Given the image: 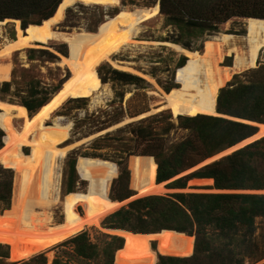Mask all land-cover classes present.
I'll return each instance as SVG.
<instances>
[{
	"label": "rangeland",
	"instance_id": "obj_1",
	"mask_svg": "<svg viewBox=\"0 0 264 264\" xmlns=\"http://www.w3.org/2000/svg\"><path fill=\"white\" fill-rule=\"evenodd\" d=\"M155 4H159V1L64 0L52 18L39 26L29 25L22 32L26 49L14 51L0 60V64L8 66L10 71L9 80L0 82V101L21 105L22 101L33 98L45 104L34 112L27 111L29 120L39 116L27 135L28 140L34 142L39 137L65 150L55 159L59 199L50 211L48 231L51 235L41 241V250L35 256L24 261H12L9 257V240L13 236L0 232V246L8 255L0 264H40L42 261L44 264H104L103 250L113 237H123L128 244L133 234L128 231L111 232L107 229L109 217L120 209L128 208L133 201L145 198L138 196L143 191L142 182L137 194L132 188L135 189L138 180H143L144 165L150 163L148 159L153 154L166 156L176 145L192 136L191 130L182 121L184 117L174 118L168 110H158L164 104V95L180 86L175 81L176 72L182 62L186 64L187 57L178 48L203 55L205 42H214L227 35L231 37L229 47L235 48L241 55L247 53L246 18L227 21L219 26L217 33L196 35L192 30L171 24L160 9L157 16L149 17ZM134 28L137 32L132 30ZM113 35H124L126 45L111 42ZM15 38L14 22L0 25V49ZM62 58H66L71 68L80 74L78 79H73L72 71L62 62ZM234 60L235 53L230 54L225 48L218 62L219 69L232 67ZM115 63L128 65L131 71L115 68ZM255 66L233 73L220 90L264 81V49L258 54ZM114 72L133 76L138 81H128ZM4 83L9 84L7 93L2 91ZM149 112L154 113L148 115ZM3 120L7 119L1 112L0 129ZM56 120L68 124L66 139L38 133L39 128L51 125ZM8 122L12 123L16 140L22 133L23 120L13 117ZM145 129L152 137H140L137 132ZM254 129L256 132L257 129ZM29 149L32 150L31 156H22L27 155ZM10 155L14 156L12 167L5 163ZM19 160H28L33 164L34 149L28 146L11 148L3 157L0 167L12 171L13 183L15 165ZM72 161L75 162L74 192L67 194ZM192 171L193 168L168 180V185L164 184L163 187L165 192L153 196L168 197L180 193L264 195L263 190H218L213 180L211 183L204 179L191 180L184 189L170 186L172 180ZM93 186L98 190L100 202L110 204L101 212L99 208L98 213L91 215L94 206H90V192ZM124 195L129 197L115 201L116 197ZM115 205L118 206L112 212L102 216L104 211ZM6 211L0 214V221L4 224L15 221L14 217L4 216ZM88 217H95L96 224H84V219L89 220ZM83 233L87 241L97 248L98 256L95 259L86 260L76 254V244L71 240ZM210 235L212 245L220 246L222 241L217 242L214 233ZM239 236H236L233 248H242L246 253L243 264H264V217L255 218L251 242L240 247ZM195 238V235L188 238L189 251ZM22 239L32 243L36 241L31 234ZM152 244L155 249V243ZM147 254L154 264H160L159 256L153 250L148 249Z\"/></svg>",
	"mask_w": 264,
	"mask_h": 264
},
{
	"label": "trees",
	"instance_id": "obj_2",
	"mask_svg": "<svg viewBox=\"0 0 264 264\" xmlns=\"http://www.w3.org/2000/svg\"><path fill=\"white\" fill-rule=\"evenodd\" d=\"M159 9L168 21L181 29L192 30L196 35L217 33L219 26L233 18L264 20V0H158ZM61 0H0V22L6 19L21 22V28L39 26L54 14ZM185 46V45H184ZM187 46H185L186 48ZM189 48V47H188ZM184 63L180 65L183 67ZM128 81H138L130 75L114 72ZM9 84L2 91L7 93ZM45 104L33 98L21 106L34 112ZM218 113L254 123L264 122V81L220 90L216 100ZM1 114V112H0ZM192 136L176 145L168 155L153 154L148 161L157 166L156 183H163L194 168L208 158L251 137L253 126L221 117L196 116L182 120ZM149 131L139 130L140 137ZM12 123L1 122L0 149L15 139ZM22 155L25 158L31 156ZM7 166H14V156H8ZM70 182L67 194L74 192L75 162L70 164ZM213 180L218 190L264 191V138L231 156L200 170L177 178L170 184L184 189L191 180ZM137 181L133 192H140ZM13 175L10 169L0 167V214L10 208ZM91 215L100 212L110 203H101L96 187L91 188ZM129 196L116 197L122 201ZM112 204H115L114 202ZM99 212V213H100ZM264 217V195L250 194H175L168 197H145L133 201L128 208L120 209L109 217L107 229L111 232L128 231L133 238L126 243L123 237H113L103 250L104 264H154L147 250L159 256L160 264H243L246 253L233 248L240 235L241 246L251 242L256 217ZM103 219V218H102ZM101 219V220H102ZM210 233L217 236L220 246L212 245ZM195 235L192 249L188 238ZM76 254L86 260L98 256L96 246L87 241L85 233L71 240ZM224 242V243H223ZM155 243V249L152 247ZM194 247V252H193ZM0 246L3 263L8 255ZM193 252V254H192ZM212 262V263H211ZM42 261L40 264H44Z\"/></svg>",
	"mask_w": 264,
	"mask_h": 264
},
{
	"label": "bare ground",
	"instance_id": "obj_3",
	"mask_svg": "<svg viewBox=\"0 0 264 264\" xmlns=\"http://www.w3.org/2000/svg\"><path fill=\"white\" fill-rule=\"evenodd\" d=\"M158 14L159 5L155 4L149 17H155ZM14 23L16 38L0 49V60L9 57L14 51L27 47L22 39L23 31L19 27V22L15 21ZM132 30L137 32L136 28ZM230 39L231 37L223 35L215 39L214 42H205L203 55L178 48L187 57L186 64L176 72V81L180 86L168 94L164 93V104L158 110L166 109L174 118H194L199 115L214 116L217 94L224 87L225 82L229 81L232 74H236L239 70L256 67L258 54L264 49V20L247 19L248 51L245 55H241L235 48L229 47L231 46ZM112 41H117L122 45L127 43L124 35H113ZM225 48H228L230 54L235 53V60L232 67L220 70L218 62L221 60ZM62 60L72 71L73 79H78L80 74L71 68L66 58H62ZM113 66L123 71H131L127 67L128 65L115 63ZM9 78L8 66L0 64V82L8 81ZM0 111L8 121L13 117L23 120V130L19 137L0 150V162L11 148L28 146L35 151L33 164L28 160H19L15 165L12 204L9 210L4 213L5 217H14L15 221L8 224L0 221V232L13 236L9 240L10 259L24 261L39 253L42 246L41 241L51 235L48 231V224L51 221L50 211L59 199V177L56 172L58 168L55 166V159L63 155L65 150L59 149L58 144L43 141L39 137L34 142L28 140L27 135L35 126V121L39 116L29 120L27 110L23 106L0 101ZM68 130V124H62L56 120L51 125L39 128L38 133H47L66 139ZM259 134L264 136V125L260 127ZM156 170L157 166L153 163L144 165L143 191L138 196L161 195L165 192L164 184L155 182ZM207 181L212 183V180L208 179ZM117 206L104 211L102 216L112 212ZM85 219L83 222L87 226L96 224L95 217H88L89 220ZM30 234L36 237V241L33 243L22 239Z\"/></svg>",
	"mask_w": 264,
	"mask_h": 264
},
{
	"label": "water",
	"instance_id": "obj_4",
	"mask_svg": "<svg viewBox=\"0 0 264 264\" xmlns=\"http://www.w3.org/2000/svg\"><path fill=\"white\" fill-rule=\"evenodd\" d=\"M63 1H64V0H61L60 4H59L58 7L56 8V10H55L54 14L52 15V17L56 14V12L58 11V9H59V7L61 6V4L63 3ZM158 5H159V4H158ZM69 8H70V7H69ZM67 9H68V8H66V10H67ZM52 17H50V18H52ZM50 18H49V19H50ZM49 19H48V20H49ZM249 19H251V18H249ZM258 20H260V19H258ZM4 21H6L5 23H8V22H15V21H17V20L6 19V20H4ZM4 21H1V22H0V25H3L2 23H3ZM18 22H19V21H18ZM43 22H44V21H43ZM43 22H42V23H43ZM5 23H4V24H5ZM42 23H41V24H42ZM20 29H21V27H20ZM21 30H22V29H21ZM22 31H25V29H23ZM175 81H176V80H175ZM153 113H154V112H149L148 115H151V114H153ZM214 114H215L214 116H210V117H221V118H226V119H234V118H232V117H229V116H226V115H223V114L218 113L217 110H216V108H215V113H214ZM143 117H144V116H143ZM138 119H142V117H139ZM235 120H238V121H240V122H247V123H249V124H250V123H253V124H254L253 126L257 129L256 132H255L251 137H249L248 139L243 140V141H241L240 143H238V144H236V145H234V146H232V147H230V148H228V149H226V150H224V151H222V152H220V153H218V154H216V155H214V156L208 158L207 160L203 161L202 163L198 164L197 166H195V167L193 168V171H192V172L197 171V170H200V169H202L203 167H206V166H208V165H210V164H212V163H215V162L221 161V160L225 159L226 157L232 155L233 153H235V152H237V151H239V150L245 148L246 146H248V145H250V144H252V143H254V142H256V141H258V140H260L261 138L264 137V136H261V135L259 134V132H260V127L264 125V122H263V123H254V122H248V121L239 120V119H235ZM126 122H127V121H126ZM126 122H124L123 124H125ZM120 126H121V125H118L117 127H120ZM172 181H173V180H172ZM168 183H169V181H167V182H163V184H165V186L168 185ZM159 184H160V183H159ZM9 257H10V254H9Z\"/></svg>",
	"mask_w": 264,
	"mask_h": 264
}]
</instances>
